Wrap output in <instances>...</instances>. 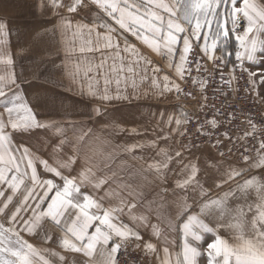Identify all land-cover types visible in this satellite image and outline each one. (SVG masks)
Listing matches in <instances>:
<instances>
[{"label": "snow or ice", "instance_id": "snow-or-ice-1", "mask_svg": "<svg viewBox=\"0 0 264 264\" xmlns=\"http://www.w3.org/2000/svg\"><path fill=\"white\" fill-rule=\"evenodd\" d=\"M84 2L85 0H72L65 5L60 3V0H50V5L54 10L66 7L67 12L73 13ZM87 2L95 5L113 23L110 24L101 17L94 19L91 25L73 26L72 21L62 16L55 27L60 29L62 34L75 27L73 36L83 35L84 30H87L89 38L79 48V52H100L101 59L99 64L88 63L83 67L85 76L96 70V85L91 82L92 77H88L86 92L101 101L127 100L130 98L128 88L133 90L134 98L135 92L146 80H150L151 89L156 90L160 95L172 91L179 95L182 92L180 84L170 80L168 75L162 77L161 87L159 82L161 78L157 75L161 69L154 65L149 68L152 61L142 56L135 45L122 33L129 34L147 45L153 52L166 57L168 67H174L175 75L179 80L185 79L186 72L191 73L192 63H195L196 71L200 72L199 60L190 61L189 56L193 54V41H200L201 38L203 43L198 44L199 51L214 63L216 60L221 64L228 63L223 56L216 55V50L219 48L225 55H231L232 53L225 49L230 37L236 40L234 56L238 63L234 64L233 68L239 67L242 71H248L244 67V62L254 63L258 53L261 54L260 58L264 59V38H262L264 6L258 5L255 0H87ZM241 19L246 23L243 25V31L238 32ZM229 24L230 29L227 27ZM97 29L104 31L98 32ZM93 33L96 34L95 42L91 39ZM6 34V22H0V37ZM66 51L71 54L75 49ZM177 55L178 59H176ZM108 60L112 62L109 68L110 74H105L104 66ZM12 63L10 55L0 53V65L3 66L0 68V98H3L0 100V108L3 109L0 113V198H3L0 200L2 204L0 214L4 216L8 225L0 223V264H37V260L42 264H49V261L42 256V252L50 250L34 247L21 235L27 233L39 236L42 233L45 242L54 240L52 235L41 228L44 221H49L51 227L61 233L59 245L66 251L82 253L89 258V264H95L93 256L100 245L102 247L99 251L104 255V264H117L121 247L126 245L130 238L134 237L137 241L141 239L140 233L134 227L119 221V214L127 207L134 222L138 219L144 222L146 217L133 215L131 210L136 207L135 201H126L118 193L106 192V196L117 197L118 203L103 207L93 194L81 191L87 185L100 189L108 179L96 177L93 169L88 166L90 157L85 156V166L77 176L64 174L62 169L71 167L79 159L81 141L84 140L87 132H82L74 138L75 142H72L68 141L64 129L55 122L39 120L16 90L19 84L13 75ZM149 71L152 73L151 77L148 76ZM248 75L249 83L254 84L252 77L256 73L249 71ZM101 78L103 85L97 86ZM260 79L264 82V76ZM192 83L199 84L203 89L207 81L192 79ZM113 84L115 88L111 87ZM93 111L96 115L100 114L98 108ZM5 114L7 120L3 119ZM189 119L186 113L181 118H176L175 128L170 129V133L178 132L179 135H183V131H179L180 126L187 124ZM162 123L171 125L173 116L169 115L167 121ZM248 123L252 125V130L245 131L244 136L251 135L256 139L254 135L256 125L251 120ZM208 124L216 127L215 120L208 121ZM50 127L62 137L59 147L62 148L68 143L72 148V154L68 155L67 159H57L52 164L43 159H40L39 163L46 172L62 180V186L53 179H42L37 174L34 163L38 158L29 152L28 147L21 149L14 147L12 143V133ZM9 128L11 132L8 131ZM197 131L202 132V129L198 128ZM224 135L228 137V133ZM147 146L157 148L155 141ZM143 147L145 145L134 143L126 145L123 151L130 153ZM247 151L245 148V152ZM174 155L177 158L176 163L182 164L178 173L182 178L175 180L172 194L176 197L175 203L181 216H186L179 225L183 243L176 264H199L202 252L190 240L200 242L204 239L203 234L214 237L206 245L207 264H264V181L252 176L243 183H237L235 190L229 189L217 198H210L197 177L198 166L191 162L183 164V155L179 150L175 151ZM220 155L224 154L220 153ZM156 156L159 159L149 163L147 169H141V173L151 171L155 179L163 184L168 174L173 171L170 164L174 157L163 147L158 148ZM243 159L248 161L249 157L244 156ZM21 165L25 168L23 172ZM250 167H264V138L260 139L257 157ZM242 172L243 169L229 170L224 182L240 176ZM29 173L31 185H25L21 192L22 198L14 203L13 198L20 192L21 185L25 184V178L29 177ZM216 187L219 188L220 185L217 184ZM8 189L11 194H6ZM249 190L255 191L258 200L256 210L250 219L242 206L232 207L229 204L230 197L246 200ZM189 199L191 203L188 202ZM10 204L14 208L11 215L5 211L9 209ZM193 206L198 207L199 210L193 212ZM91 209H97V212H92ZM247 211L252 212L251 204L247 205ZM100 212L102 215L99 214ZM180 218L178 216V219ZM213 224L216 226L213 227ZM220 227L232 230L231 240L219 234ZM93 228L94 230L90 232L89 230ZM153 232L159 236L156 226H153ZM109 242H111L110 249ZM144 247L147 250H155L152 243H145ZM164 251L167 253L168 248L165 247ZM52 255L56 253L53 252ZM60 259L64 258L60 257Z\"/></svg>", "mask_w": 264, "mask_h": 264}, {"label": "crops", "instance_id": "crops-1", "mask_svg": "<svg viewBox=\"0 0 264 264\" xmlns=\"http://www.w3.org/2000/svg\"><path fill=\"white\" fill-rule=\"evenodd\" d=\"M0 1L4 3L1 7L0 22L7 24V34L0 37V53H6L12 58V72L19 84V88L16 90L33 109L39 120L55 122L57 126L63 128L68 141L75 142L76 136L87 132L84 140L81 141L79 159L71 167L62 169V171L65 175L77 176L85 166V156H88L90 157L88 166L93 169L96 177H107L108 179L100 189H94L91 185H87L81 189L82 192L93 194L103 207L118 203L117 197L105 195L109 191L118 193L126 201H135L136 207L131 210L133 215L146 217V221L141 222L138 219L134 222L127 207L119 214V221L134 227L140 233L139 241L133 237L128 242L135 247L139 245L138 248L148 253V263L165 264L167 259V264H176L177 255L182 249L183 235L179 230V225L183 219H186V216H181L175 203L176 197L172 194L175 180L182 178L181 175H178L182 164L176 163L175 151L182 152L183 164L191 162L198 166L197 177L210 198H217L229 189L235 190L237 183H243L245 179L252 176L264 181V167H250L256 158L250 159L246 164H234L218 159L207 151H189L178 147L175 143L178 132L170 133V129L175 128V119L181 118L183 115L181 109L171 102L175 91L160 95L156 90L151 89L150 80H146L135 92L134 98L133 90L127 89L130 96L127 100L105 102L88 95L86 92L89 84L88 77H92L91 82L96 85V70L85 76L83 67L88 63L99 64L101 53L79 52V48L89 38L86 29L83 35L73 36L72 32L75 31V27L64 34L55 27L62 16L72 21L73 26L76 24L91 25L87 19L67 12L66 7L52 9L50 0ZM60 3L66 5V0H60ZM8 4H14L15 7H9ZM241 30H243V26ZM97 31L103 32L104 29H97ZM120 31L122 33V30ZM122 34L128 40L131 38L129 41L135 45L140 54L152 61L149 68L154 65L161 69L157 74L161 78L159 80L161 87L164 75H168L170 80L180 84L181 80L176 77L174 67H168L166 57L153 52L147 45L129 34ZM262 38H264V34H262ZM91 39L95 42V33L92 34ZM68 49H75V51L68 54L66 51ZM226 51L230 52L229 49ZM260 56L261 54L258 53L254 63L245 61V64L247 72L256 73L252 77L255 82L253 88L258 99L264 104V86H262L264 82H260V77L264 76V67H262L263 59ZM176 59H178V55ZM111 63V60H108L104 66L105 74H110ZM2 67L0 65V68ZM148 76H152L150 71ZM102 85L103 79L101 78L100 84L97 86ZM111 87L115 88V85L113 84ZM121 87L123 88V84ZM2 99L0 98V100ZM97 108L100 109L99 115L93 111ZM2 112L3 109L0 110V113ZM39 113L46 115L40 116ZM169 115L173 116V123L171 125L162 123V121H167ZM183 126L184 124L180 126L179 131L183 130ZM132 129L136 131L132 132ZM28 134L30 137L28 144L31 147L26 144L15 147L21 149L25 146L28 147L29 152L38 158L34 161L37 174L42 179H53L55 183L62 186L63 181L46 172L39 160H47L52 164L57 159H67L68 155L72 154V148L68 143H65L62 148L59 147L62 137L51 127L24 133V135ZM152 141L156 142L157 148L147 146ZM134 143L143 144L145 147L135 149L130 153L123 151L126 145ZM160 147L165 148L174 157L170 164L173 171L168 174L167 180L163 184L155 179L151 171L141 173V169H147L149 163L154 159H159L156 152ZM185 151L188 153L184 154ZM233 168L243 169L242 174L224 182L226 173ZM24 170V165H21V171ZM217 184L220 185L219 188L216 187ZM25 185H31L30 173L29 177L25 178V184L21 185L20 192L13 198L14 203L22 198L21 192ZM6 194H11L10 189L6 190ZM2 199L0 198V200ZM80 199L82 200V197ZM188 202L191 203V199ZM257 203L254 190H249L246 200L229 198L230 206H242L249 219L255 212ZM248 204L252 205V212L247 211ZM198 210V207L193 206V212ZM5 211L11 215L14 208L10 204L9 209ZM90 211L97 212V209ZM99 214L102 215V212ZM178 216L181 218L178 219ZM0 223H5V226H8L2 214H0ZM153 226H156L159 236L154 234ZM41 228L52 235L54 240L45 242L42 233L39 236L27 233H21V235L34 247L50 250L42 252V256L49 261V264H89V258L82 253H73L60 247L61 233L54 230L49 221L42 222ZM93 230L94 228L89 231ZM219 234L225 239H232V230L227 227H220ZM203 235L204 239L200 242L191 241L189 238L190 242L200 248L202 252L199 264H207L206 245L214 239L210 234ZM145 243H152L155 250L145 249ZM101 247L98 245V250L93 256L95 264H104V255L99 251ZM110 247L111 242L108 245L109 249ZM165 247L168 248L167 253L164 251ZM53 252L56 255H52ZM60 257L64 259L61 260ZM37 264H42V262L37 260Z\"/></svg>", "mask_w": 264, "mask_h": 264}, {"label": "built area", "instance_id": "built-area-1", "mask_svg": "<svg viewBox=\"0 0 264 264\" xmlns=\"http://www.w3.org/2000/svg\"><path fill=\"white\" fill-rule=\"evenodd\" d=\"M193 46L189 60H199L201 70L197 72L192 63L191 73L186 72L185 79L180 81L182 92L174 95L182 113L190 117L183 126L181 145L192 150L209 148L218 155L223 153V158L235 157L238 161L244 160V156L257 155L260 139L264 138V107L256 99L248 72L233 68L238 63L235 57L224 58L227 64H221L219 60L214 63L199 51L197 44ZM192 79L207 83L201 89L199 84L192 83ZM211 120L216 121V127L208 124ZM249 120L256 125V139L251 135L244 136L245 131L252 130ZM198 128L202 132H198ZM225 133H228L227 138ZM146 260L148 257L144 253L125 246L118 252L117 264H140Z\"/></svg>", "mask_w": 264, "mask_h": 264}, {"label": "rangeland", "instance_id": "rangeland-1", "mask_svg": "<svg viewBox=\"0 0 264 264\" xmlns=\"http://www.w3.org/2000/svg\"><path fill=\"white\" fill-rule=\"evenodd\" d=\"M5 1H8V0H5ZM71 2H72V0H66V5L69 4V3H71ZM255 2H256L258 5L264 6V0H255ZM2 4H4V3L0 1V12H1V7H3ZM6 4H7V3H6ZM8 5H9V7H10V6H13L12 8L15 7L14 4H12V5L8 4ZM237 6H239V3H238ZM73 14H74V15H77V16H80V17H82V18H84V19H87L91 24L93 23V20H94V19H100L101 17H102L104 20H106L108 23H110V24L113 23V22H112L111 20H109L106 16H104V13L101 12L98 8H96L95 5H91V4H89V3L87 2V0H85V2L82 3V5L77 9L76 12H73ZM11 21H12V20H11ZM11 21H10V22H11ZM12 22H14V21H12ZM244 22H245V21H244L243 19H241V21H240L241 27H239V28L237 29L238 32H242V31H243V30H241V29H242V26H243ZM113 26L118 28V26H116V25H113ZM227 27L230 29V28H231V25L229 24ZM129 40H131V38H129ZM194 42H195L194 44H197V46H198V44L202 43L203 40H202V38H201L200 41H194ZM194 44H193V45H194ZM225 49H226V50L229 49L230 53L232 52L233 54H231V55H225V53H224V52H221L219 48L216 50V54L218 53V55L223 56L225 59H232V58L235 57V56H234V53H235V50H236V40H235L234 37H230V38L228 39V41H227V43H226V45H225ZM244 67L246 68V64H245V62H244ZM262 67H264V59H263ZM260 82H261V80H260ZM251 85L253 86L254 84H251ZM262 86H264V84H263ZM255 93H256V92H255ZM256 99L260 102V104L262 105V107H264V104L258 99V96H256ZM171 102H172V104H173L174 106L180 108V103L177 102V101H176V102L174 101V96H173V99L171 100ZM180 109H181V108H180ZM0 110H2V108H0ZM181 111H182V110H181ZM39 114H40V113H39ZM43 115H46V114H45V113H44V114H40V116H43ZM5 117H6V118H5ZM3 118H4V120H7V115L5 114ZM8 131L11 132L12 130L9 128ZM182 131H183V130H182ZM24 133H25V132H15V133H12V143H13V146H14V147H15V146L22 145V144H26L27 146H30V145L28 144V143H30V137H29V134H28V135H24ZM181 136H182V135H179V134L176 135V137H175V143L178 145L179 148H181V149L183 148L182 150H189V151L191 150V151H198V152L207 151V152L211 153L212 155H214L215 157H217L218 159L225 160V161H228V162H231V163H234V164H246V163H247V161H245V160H239V161H238L235 157H231V159L223 158L222 156L218 155V153H215L214 151H212V150L209 149V148H204V149H193V150H192L191 148H188V147H185V146L181 145V141H180ZM43 142H44V144H45V141H43ZM30 147H31V146H30ZM187 153H188V152H186V151L184 152V154H187ZM256 154H257V153H256ZM188 155H189V154H188ZM255 156H256V155H255ZM255 156H250V157L248 156V157H249V160H250V159H253V158H256ZM186 159H187V157H186ZM249 160H248V161H249ZM125 246H128V247L134 249L135 251H140V252L144 253L145 256L148 257V253H147L146 251H144V250L141 249V248H138V247L133 246L132 243L127 242L126 245H124V246H122V247H125ZM146 261H147V263H146ZM146 261H144V262H139V263H140V264H151V263H148V262H149L148 260H146Z\"/></svg>", "mask_w": 264, "mask_h": 264}, {"label": "bare ground", "instance_id": "bare-ground-1", "mask_svg": "<svg viewBox=\"0 0 264 264\" xmlns=\"http://www.w3.org/2000/svg\"><path fill=\"white\" fill-rule=\"evenodd\" d=\"M253 87V86H252ZM253 90H254V88H253ZM254 92H255V90H254ZM255 96H256V93H255Z\"/></svg>", "mask_w": 264, "mask_h": 264}]
</instances>
